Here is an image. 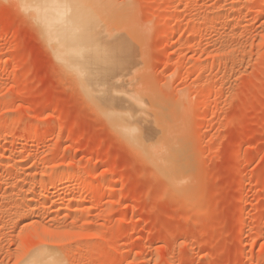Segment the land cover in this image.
I'll use <instances>...</instances> for the list:
<instances>
[{
  "label": "rangeland",
  "instance_id": "rangeland-1",
  "mask_svg": "<svg viewBox=\"0 0 264 264\" xmlns=\"http://www.w3.org/2000/svg\"><path fill=\"white\" fill-rule=\"evenodd\" d=\"M18 1L0 0V264H264V0H95L153 160Z\"/></svg>",
  "mask_w": 264,
  "mask_h": 264
},
{
  "label": "bare ground",
  "instance_id": "bare-ground-1",
  "mask_svg": "<svg viewBox=\"0 0 264 264\" xmlns=\"http://www.w3.org/2000/svg\"><path fill=\"white\" fill-rule=\"evenodd\" d=\"M19 1L22 8L42 26L54 58L75 79L83 97L114 130L153 160L156 157H153V149L158 144L151 140L149 129L146 130L148 122L143 104L139 96L135 97L134 93L129 94L119 86L120 73L125 72L128 64L127 44L121 36H113V32L108 34L105 32L107 29L100 26L96 1ZM41 256H32L29 264L48 263L44 261L47 258Z\"/></svg>",
  "mask_w": 264,
  "mask_h": 264
}]
</instances>
